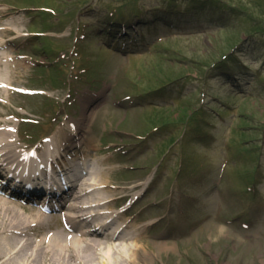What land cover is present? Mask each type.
<instances>
[{
    "label": "rangeland",
    "instance_id": "374dc122",
    "mask_svg": "<svg viewBox=\"0 0 264 264\" xmlns=\"http://www.w3.org/2000/svg\"><path fill=\"white\" fill-rule=\"evenodd\" d=\"M0 10L14 11L21 35L7 38L31 61L21 77L0 66V79L46 90L0 112L54 132L52 118L70 127L105 89L86 126L98 142L91 180L123 195L141 186L131 193L144 192L131 210L141 243L175 247L154 264H264V0H0ZM111 10L143 25L148 45L131 52L133 39L109 35ZM174 13L175 29L148 28Z\"/></svg>",
    "mask_w": 264,
    "mask_h": 264
},
{
    "label": "bare ground",
    "instance_id": "6f19581e",
    "mask_svg": "<svg viewBox=\"0 0 264 264\" xmlns=\"http://www.w3.org/2000/svg\"><path fill=\"white\" fill-rule=\"evenodd\" d=\"M2 13L4 14L2 15ZM13 15L14 12L11 10H0V22L4 23V18ZM13 24L15 23L13 22ZM0 31H2L0 40L6 38L4 34L12 33V31L8 29V26L4 25L0 26ZM6 54L12 55V51ZM2 56L1 60L5 65L4 75H6V78H9L10 75L21 77L26 74V72L20 69L22 64L28 66V62L21 64L17 62V59L11 60L10 56H4V53H2ZM16 93L17 92H0V104L5 103L7 105V102L12 100ZM102 95H105V92H101V97H103ZM90 99L91 98L88 97V101L84 105L81 119L73 121V123L77 125V131L67 135L70 137L69 145H65L64 143L59 144L60 141L56 140L53 148L49 150L55 151L54 149H58L59 147V149L63 151L69 148L74 149L79 144L82 146L86 144L94 146L97 144L95 135H93L86 126L95 113L94 108L99 105L101 100L99 101L100 98L96 99V97L95 99ZM8 115L20 114L13 111L8 114L0 112V116L5 117ZM12 122L13 121L9 119L0 120V127H2L0 128L1 156L6 163L17 162L19 159L26 156V151L19 147V143L15 139ZM49 145L51 146L52 144ZM46 152H48V148H45L44 154ZM29 160L35 165L43 163L41 153L40 155L30 157ZM93 185L96 188L94 187V191L87 195L84 200L88 203L94 202L95 198H97V194L99 203L102 202V204L111 205L108 209V212H111V209H113L116 204V201L113 200L116 199L114 197L116 193L110 190H100L102 186H105V189L109 188V182H94ZM139 188L140 185L133 186L129 189L130 192L128 195H125V197H129L131 191ZM99 190L101 192H99ZM97 191L99 193H97ZM100 195L101 197H99ZM42 222H45V220L41 215L34 214L29 217L25 212L20 210L19 204L0 197V264H95L97 261L101 264H154L157 256L156 253L160 255L163 252H175L174 246L167 245L163 242H154L156 251L154 253L150 252L149 248L144 245L145 243H141L143 240L142 233H144L142 229L138 231L141 235L139 234L135 237V234H133L127 241L123 239L122 233L124 231H122L116 235L117 240L115 242L111 241L112 239L100 238L89 239L85 241L84 244L83 240L80 241V239L75 237L76 239L71 241V245L62 234L56 233L50 238L49 245H45L44 240L37 243L34 241V238L30 236L31 228L34 224ZM125 224H127V222H125ZM121 227H123V225H121ZM128 227L129 224H127L126 228ZM119 230L120 229H117L115 233L119 232ZM97 250H107L104 252L106 255L105 260L101 261V258L97 257L99 254L101 257V252H97Z\"/></svg>",
    "mask_w": 264,
    "mask_h": 264
}]
</instances>
